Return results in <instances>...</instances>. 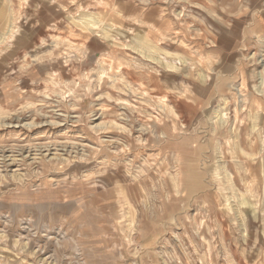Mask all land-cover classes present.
I'll list each match as a JSON object with an SVG mask.
<instances>
[{"label":"rangeland","instance_id":"374dc122","mask_svg":"<svg viewBox=\"0 0 264 264\" xmlns=\"http://www.w3.org/2000/svg\"><path fill=\"white\" fill-rule=\"evenodd\" d=\"M0 235V264H264V0H0Z\"/></svg>","mask_w":264,"mask_h":264},{"label":"bare ground","instance_id":"6f19581e","mask_svg":"<svg viewBox=\"0 0 264 264\" xmlns=\"http://www.w3.org/2000/svg\"><path fill=\"white\" fill-rule=\"evenodd\" d=\"M9 34H10V35L13 34V31H10ZM142 41H143V40H142ZM136 47H137V46H136ZM138 47H139V46H138ZM154 48H155V47H154ZM151 51H153V50H151ZM256 124H257V123H256ZM254 130H255V129H254ZM193 182H194V181H193ZM186 183H187V182H186ZM191 183H192V182H191ZM191 183H190V184H191ZM196 183H197V182H196ZM198 183H199V182H198ZM187 184H188V183H187ZM189 188H190V187H189ZM189 188H188V189H189ZM249 188H250V187H249ZM175 189H176V188H175ZM248 192H249V191H248ZM249 193H250V192H249ZM247 197H248V196H247ZM150 200H151V199H150ZM152 201H153V200H152ZM151 203H152V202H151ZM147 204H148V201H147ZM151 207H152V206H151ZM151 207L148 206V208H151ZM127 209H129V208H127ZM130 212H131V211H130ZM132 212H133V210H132ZM130 214H131V213H130ZM7 215H8V214H7ZM5 218H7V216H6V217L4 216V219H5ZM126 218H127V217H126ZM134 218H135V217H134ZM7 219H9V218H7ZM130 219H131V218H130ZM9 220H10V219H9ZM23 221H24V220H23ZM15 222H16V221H15ZM153 222H154V221H153ZM4 223H5V221H4ZM4 223H3V224H4ZM26 223H27V221H26ZM136 223H137V222H136ZM10 224H11V223H10ZM22 224H23V223H22ZM129 224H130V223H129ZM20 225H21V224H20ZM23 225H24V224H23ZM23 225H22V226H23ZM26 225H27V224H26ZM131 225H132L131 227H133V223H132ZM28 226H29V225H28ZM134 226H135V225H134ZM21 228H22V227H21ZM22 229H23V228H22ZM9 230H10V229H9ZM33 230H34V229H33ZM26 231H27V230H26ZM21 232H22V231H21ZM21 232H20V233H21ZM23 232H24V231H23ZM46 232H47V231H46ZM29 233H30V232H29ZM29 233H27V234H29ZM41 233H42V232H41ZM38 234H39V233H38ZM4 235H5V234H4ZM24 235H25V234H24ZM30 235H32V234H30ZM48 235H49V232H48ZM21 236H22V235H21ZM36 236H37V234H36ZM36 236H35V237H36ZM43 236H44V235H43ZM43 236H42V237H43ZM0 237H1V235H0ZM3 237H4V236H3ZM6 237H7V236H6ZM19 237H20V236H19ZM27 237H28V236H27ZM27 237H26V238H27ZM47 237H48V236H47ZM20 238H21V237H20ZM29 238H30V236L28 237V239H29ZM1 239H2V238H1ZM24 240H27V239H24ZM30 240H31V239H30ZM33 240H34V239H33ZM36 241H38V240H36ZM17 242H18V241H17ZM20 242H21V241H20ZM18 246H19V245H18ZM24 247H26V246H24ZM15 248H16V247H15ZM17 248H18V247H17ZM26 249H27V248H26ZM24 251H25V250H24ZM51 252H52V251H51ZM53 256H54V255H53ZM24 257H25V256H24ZM47 257H48V256H47ZM50 257H51V256H50ZM50 257H49V258H50ZM73 257H74V256H73ZM0 258H1V257H0ZM7 258H8V257H7ZM51 258H52V257H51ZM37 259H38V258H37ZM49 260H50V259H49ZM8 261H9V259H8ZM40 261H41V260H40ZM45 261H46V260H45ZM51 261H52V260H51ZM9 262H10V261H9ZM1 263L3 264L4 261H2ZM5 263H6V262H5ZM7 263H8V262H7ZM7 263H6V264H7ZM45 263H46V262H45ZM52 263H53V262H52ZM9 264H10V263H9Z\"/></svg>","mask_w":264,"mask_h":264}]
</instances>
